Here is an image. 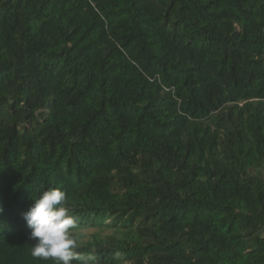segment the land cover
Here are the masks:
<instances>
[{
	"label": "trees",
	"instance_id": "16d2710c",
	"mask_svg": "<svg viewBox=\"0 0 264 264\" xmlns=\"http://www.w3.org/2000/svg\"><path fill=\"white\" fill-rule=\"evenodd\" d=\"M52 188L90 264H264V0H0V264Z\"/></svg>",
	"mask_w": 264,
	"mask_h": 264
},
{
	"label": "clouds",
	"instance_id": "9594fccd",
	"mask_svg": "<svg viewBox=\"0 0 264 264\" xmlns=\"http://www.w3.org/2000/svg\"><path fill=\"white\" fill-rule=\"evenodd\" d=\"M32 203L22 212L30 229V237L36 241L31 249L34 258L53 260L54 264H90L91 257H82L77 249L78 238L74 233L76 218L67 207L64 190L52 188L32 197Z\"/></svg>",
	"mask_w": 264,
	"mask_h": 264
},
{
	"label": "rangeland",
	"instance_id": "374dc122",
	"mask_svg": "<svg viewBox=\"0 0 264 264\" xmlns=\"http://www.w3.org/2000/svg\"><path fill=\"white\" fill-rule=\"evenodd\" d=\"M95 232V229L92 227L86 228L81 232V235L79 237V245L85 244L86 242H90L92 241V237H93V233ZM101 236H106L107 234H109L110 232L107 230H103L100 232Z\"/></svg>",
	"mask_w": 264,
	"mask_h": 264
}]
</instances>
